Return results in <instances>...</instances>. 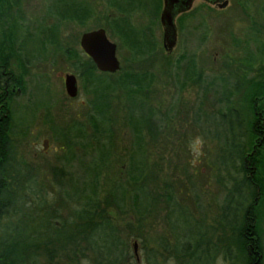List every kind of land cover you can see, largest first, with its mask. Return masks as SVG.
Wrapping results in <instances>:
<instances>
[{"label":"trees","instance_id":"16d2710c","mask_svg":"<svg viewBox=\"0 0 264 264\" xmlns=\"http://www.w3.org/2000/svg\"><path fill=\"white\" fill-rule=\"evenodd\" d=\"M110 2L113 6L116 3L113 0ZM82 6L83 4L74 6V17L78 22H82L89 10ZM115 7L124 10L117 4ZM85 11L87 12L85 13ZM159 12L160 8L155 13V20H152L150 24L152 22L155 24L158 21ZM116 22L113 17L108 19L103 27L110 28L114 34L121 35L123 37L121 42L127 35L135 32L133 27L130 26L127 29L125 25L119 26ZM144 29L151 30V27L148 26ZM128 42L131 43L128 45L135 49V43L129 40ZM152 48L147 53L145 60L150 63L151 58L159 59L158 62L164 64L166 71L176 77L174 78L175 82L173 80L170 83L171 86L177 90L179 87L184 88L188 84L184 79H190L192 85L196 82L199 91L205 88L202 70L199 69L198 61L193 54L178 55L174 60L171 58V54H165L161 60L153 55L157 49L156 41ZM250 58L252 57L241 61L249 63ZM183 62L185 63L182 64ZM90 68H94V66L91 65ZM262 69H264L263 66ZM245 70H243L244 73L241 72V76L246 73ZM104 74L108 77L114 75ZM188 75H191V78H188ZM123 77H125L123 81L116 80V77L104 81L107 97L110 95L109 92L116 90L118 83L124 85L132 83V89L136 91L133 94L143 97V99H137L138 104L143 108H138L140 111L136 117L129 113L127 119H123L126 117L124 112L122 119H105L106 142L102 145L105 150L104 161L93 166H85L86 171L77 174V176L73 175L74 182L71 191L67 194L69 200L66 199V215L60 212V202L55 200L50 202L39 195V191L34 187L35 178L32 167L28 164L25 167L21 166L20 159L16 157L12 138L16 133L10 112L9 119L0 121V264H39L41 256L47 262L53 260L54 257L58 258L57 264H82V261L88 262L87 250L89 249L94 254L91 260L92 264H128L129 256L123 260L124 262H121L123 246L117 242L116 228L111 224L108 213L109 207L120 208L125 200L130 208L138 213V220L151 213L156 215L157 209H165L168 231L174 238L172 237V241L169 242L167 233L155 235V249L158 250L160 247L161 251L167 252L170 256L162 258L166 262L165 264L170 259H173L175 264H216L218 255L222 256L227 264H251L253 256L246 249L247 240L258 252L262 253V257H258V260L259 264H264V244L261 234L264 231L262 226L264 225V213L260 209L264 202V139L257 143L259 144L257 146L253 144L259 135L257 131L264 128V120L256 119L258 117L256 111H261L262 115L264 113V102L262 101L264 98L261 97L264 95V88L260 78L248 80L249 85L247 82L239 80L236 85L227 90L231 96L240 88L243 90L248 86L244 89L240 100L242 103H246L245 107L247 115L250 113V119L247 122L246 132L245 121L242 118L235 119L233 127L230 125V131H234L235 128V132H237L235 134L239 137V141L231 144L233 150L230 149L228 156L221 159L220 163L226 172V180H218L219 182L221 180L231 181L227 196L229 197L228 205L229 203L233 204L234 216L233 219H230L222 213L221 221L223 222L222 226L226 228V234L217 237L212 233L213 226L204 225L201 219L193 218L197 228L179 230L180 224L176 219V212L183 210L191 215L187 206L182 204V201L187 200L188 193L187 191L183 193L182 188L178 186L177 189H180L178 200L174 196V186L171 182L158 183V174L165 168L163 165L165 157L155 152L156 155L152 158L149 152L151 140L154 139L157 141L158 147L163 148L164 151L174 149L173 147L180 144L179 148L182 147L183 153L186 154L185 151H189L192 156L189 150V141L194 137L188 135L184 126L180 131L174 127L170 128L174 119H148L146 116L145 97L149 87L148 65L147 69L142 72L140 69L132 71L130 68ZM10 79L19 84L22 81V76H11ZM244 79L246 78L244 77ZM11 97L12 93L10 92L7 99L10 100ZM198 99L200 115L202 113L200 105L203 99L200 98V95ZM112 110L110 102L107 101V118L112 117ZM227 110L233 113L237 109L229 107ZM177 112L180 113V110L177 109ZM247 115L245 114L244 117ZM200 119L204 118L200 116ZM207 120L212 125L211 119ZM44 121L51 122L52 120ZM195 121L196 119L193 120L194 123ZM120 123L128 126L131 130L129 132L133 135L135 142L133 144L137 150L126 152L127 148L113 146L114 125L118 126ZM90 125L97 131V119H92ZM76 130L82 132L81 128L77 127ZM197 132H199L198 128L195 135ZM262 132L264 133V131ZM245 135H247L246 139ZM240 138H244V142ZM229 144L230 142L227 140L228 147ZM80 145H83L84 148L85 145L90 144L82 142ZM245 158L254 168H245L247 164ZM185 162L192 166L190 160ZM169 166L173 168V165ZM192 167V172L195 174L197 170L194 166ZM117 168L119 169L115 178L117 189L114 188L108 196L101 199L99 195L102 191L101 188L106 180H110L109 176L113 173V169ZM56 172L57 170L54 171L55 175ZM248 173L249 177H247ZM237 174L239 177L234 176ZM122 181H127V187L121 185ZM191 184V188L195 189L196 185ZM183 185L188 184L184 183ZM193 197L197 204L199 197L196 192ZM254 197H256L255 200ZM246 226L249 228L248 232H251L249 239H245L243 236ZM128 227L131 229L133 224L128 222ZM113 252H117L118 257L111 256ZM148 254L149 247L145 254L146 263L149 260Z\"/></svg>","mask_w":264,"mask_h":264},{"label":"rangeland","instance_id":"374dc122","mask_svg":"<svg viewBox=\"0 0 264 264\" xmlns=\"http://www.w3.org/2000/svg\"><path fill=\"white\" fill-rule=\"evenodd\" d=\"M110 1L111 0H78L77 4H79V6L81 5L79 2H81L84 3L83 5L86 8L91 10L89 13L90 16L87 20L85 16V21L83 22H78L75 19L69 29V34L74 41V50L76 52H81L82 49L79 45L81 34L91 29L103 27L106 25L105 22L108 19L115 17L117 25H125L127 29H129L130 26L134 28L135 32L127 35L121 42L123 39L121 35L117 33L114 34L110 28L103 27L108 38L117 45L116 55L120 60L122 68L120 72L114 73L113 76L108 77L104 74L103 78L105 79V82L115 78L118 74L124 73V70H129L130 68L132 71H138L140 69V72H142L146 70L148 62H146L145 59L147 53L155 46V41L157 49L153 55L159 57L161 60L162 56L165 55L162 47L163 29L159 24V19L155 24H152L153 22L150 24L152 20H155L154 16L158 8L161 9V0H113L116 2L114 6ZM116 4L117 6L119 5L124 8V10L120 8L117 9L115 7ZM246 13L248 12H240L237 8L235 10L220 9L202 0H195L188 13H182L178 16L177 25L179 31L177 44L174 47L173 52L170 53L171 58L174 60V58H177L183 51L185 54H193L195 59L199 62V69L202 70L205 87L198 92V96L200 95V98L202 97L203 99H200V106L202 108L200 116L204 119H196L194 123V119L179 120V114L177 115V113H179L177 112V109L179 110V104L184 105V102L181 100L184 99L188 102H192L195 95L194 91L186 89L183 92L177 90L171 85L169 86L168 96L171 106V119H174L170 128L174 127L177 131H180L184 126L188 135H191V137L193 136L194 138L200 136L204 140L202 147L203 155L200 157L199 162L194 166L197 170L195 174L192 172L193 167L185 162L186 160H192L193 156L189 154V151H185L186 154H184V151L181 150L182 147L179 148L180 144L177 147H173L174 149L166 150L161 153L162 156L165 157L163 160L165 168L158 174V183L171 182L174 186L173 193L176 199H178V196L180 197V189H177L178 186L182 188L183 193L184 191H187L188 193L187 200L185 202L182 201V204L187 206L191 215L183 210L178 211L175 214L176 219L180 224V231L197 228L193 221V218H195L196 220L201 219L204 225L213 226L214 229L212 233L215 236H224V234H226V228L222 226L223 222L221 221V215L224 213V215H227L230 219H233L234 216L233 204L229 203L230 206L228 205L229 197L227 196L231 181L225 182L221 180L219 182L218 180H226V172L220 161L222 158L228 156L230 149L233 150L231 144L239 141V137L235 134L237 133L235 132V128L234 131H230V125L233 127L234 120L242 118L245 121L243 122L245 124L244 127L246 132L250 113L247 115V109L245 107L246 103L244 101V103H242L240 100L244 89L248 86L243 90L240 88L238 92H235L231 96H229L227 90L236 85L239 80L242 82L245 81L249 85L248 80H255L257 78L261 79L263 73L260 74V72L262 71V66L264 67V44H261L263 41L259 38L261 36L259 33L260 26L258 23L252 26L248 25V20L250 21V19H248ZM249 13L256 21H264V12L250 10ZM18 14L20 16V13ZM194 14H196L195 21L192 20L194 19ZM194 25L197 27L194 28ZM148 26L151 27L152 31L144 29ZM18 32L20 31L18 30ZM128 40L135 43H133L135 49L128 45L131 44ZM197 51L198 53H196ZM247 57H252L250 58L249 63L241 61L242 59H247ZM184 63L185 62L182 64ZM244 69H246V73L243 75L246 79H244L243 75L241 76V72ZM94 79L98 81V77H95ZM22 80L28 89L34 90V88H36L34 86L38 84H41L38 89H48V91H39L33 94L38 95L40 101H43V99L41 100L43 96L48 99L50 97L52 98L53 95L54 104H60V100L58 99H60L59 86L62 84L61 75L52 74L51 76H36L27 73L25 77H22ZM137 97L143 99L142 95L138 94ZM33 98L35 99L36 97ZM27 99L25 93L22 92L19 95L13 96L11 100H13L16 105V103L19 104V102H23ZM229 107H235L237 110L232 113L230 110H227ZM30 108V105H26L24 108L25 112L21 110V119H18L19 108L18 106L16 107L15 112L12 114L13 126L15 127L16 134L12 136V138L13 150L15 151L16 157L21 159L22 156L24 160L32 162V154L37 150L38 153H40L39 150H42L44 147L53 148L58 146L57 143L59 142L53 140L54 136L48 131V129L53 127H48L47 129L42 125L41 121L47 119H26ZM113 109L112 117L118 119V114L123 115V113H119L118 110H115L116 106ZM245 114L247 115L246 117H244ZM210 115L211 117H209ZM209 118L211 119L212 125H210L207 120ZM54 121L61 124V121L64 120L54 119ZM114 127L115 134L112 140L113 146L117 148H127L126 152L137 150L135 149L133 135L129 132L131 131L129 127L122 125L121 123L118 126L114 125ZM197 128L200 133L197 132V135H195ZM24 129L26 133L25 141L22 140V132ZM45 137H48L51 142L46 143ZM246 137L247 135L244 136L245 139ZM244 138H240L241 141ZM227 140L230 142L229 147L227 145ZM255 143H257L256 139L253 144ZM24 153H26L27 156H25ZM35 162L36 164L38 163L36 160ZM169 165H173V168H170ZM75 167H77V163L75 164ZM180 169L185 172L183 173ZM112 172L113 173L109 176L110 180H106L104 186L101 188L102 191L101 194H99L101 199H104V196H108L109 193L116 188L115 178L118 175L117 173L119 172V169H113ZM73 174L77 176L79 171L75 168ZM123 175L126 176L124 173ZM240 175L242 174L240 173ZM234 176L239 177V174ZM120 183L124 187H127V181H122ZM184 183H187L188 185L184 186ZM191 183L196 185V190L193 189V187L191 188ZM47 189V197L49 201L52 202L55 200L56 202H60V212L61 214L66 215L67 205L63 197H60V188L53 189L51 187ZM194 192H196L199 197L197 204L193 197ZM198 205L201 207L198 208ZM260 209L264 213V202L262 206H260ZM108 213L110 214L109 217L111 219V224L116 228L115 234L118 239L117 242L120 246H123L124 251L121 256V262L129 256L130 260L128 264H147L145 262V254L149 243H151L149 240L151 234L154 233L158 236V234L163 232L168 233V224L165 220V209H157L155 211L156 215L151 213L138 220V213L134 211V209H131L130 205L125 200L120 208L114 206L109 207ZM128 222L133 224L131 229L128 227ZM262 226L264 228V225ZM170 234L168 236L169 241H172L174 237ZM261 234L263 236L264 244V231ZM133 241L137 242L138 262H136L133 254ZM111 256L118 257L117 252L111 253ZM93 257V252L90 249L87 250V264H92L91 260ZM218 257L222 256L218 255L217 258ZM224 264H227L226 261H224Z\"/></svg>","mask_w":264,"mask_h":264},{"label":"flooded vegetation","instance_id":"af4514ba","mask_svg":"<svg viewBox=\"0 0 264 264\" xmlns=\"http://www.w3.org/2000/svg\"><path fill=\"white\" fill-rule=\"evenodd\" d=\"M77 1L78 0H0V121L2 119H9V112L12 117L11 119H13L12 114L15 112L17 106L19 108L18 119H21V110L25 112L24 108L26 105L31 106L26 119L52 120L51 122H45L44 120L41 122L44 128L48 129V127L53 126V128L48 129V131L54 136L53 140L59 142L57 143L58 146L53 148L44 147L42 150H39L40 153H38L37 150L32 154V162L24 160L21 155V159L19 158L21 166L25 167V165L28 164L32 167L35 178L34 187L39 191V195L44 199L46 198L48 201L47 188L51 187L53 189L60 188V197H63L65 201L66 199L69 200L67 194L71 191L74 182L73 170L76 168L79 173H81L86 171L84 168L85 166H93L104 161L105 150L102 147L106 142L104 121L105 119H116L111 116L107 118V101L110 102L112 109L116 106L115 110H118L119 113H126V117L123 119H127L129 113H132V115L136 117L140 111H138V108H143L138 104L137 95L133 94V92L135 93L136 91L132 89V83L128 85L118 83L116 90L114 92H109L110 95L107 97L104 83L105 79L103 76L104 73L109 72L99 70L91 57L83 50L81 52H75L73 45L74 41L69 34V29L75 21L74 6L77 4ZM202 1L207 2L205 0ZM222 1L224 0L212 5L220 9L235 10L237 8L240 12H248L246 13V16L250 19V21L248 20V25L252 26L258 23L260 26L259 33L261 35L259 38L263 41L261 44H264V21H256L249 13L250 10L264 12V0H225V6L220 7L219 4L222 3ZM82 4L84 3H81V5ZM82 7L85 6L83 5ZM162 7L163 0H161L160 12ZM86 12L87 11H85V13ZM90 12L91 10H88L85 15L86 20L90 16ZM186 12L188 13L189 10L182 13ZM18 13H20V16ZM195 15L196 14H194V19H192L194 21L196 20ZM178 16L175 19L177 37L179 31L177 25ZM83 21L85 20L83 19L82 22ZM159 24L161 25L160 19ZM193 27L195 28L197 26L194 25ZM18 30L20 32H18ZM162 47L165 54L169 55L173 52V50L171 52L165 50L163 41ZM196 53H198V51ZM184 54L183 51L179 56H183ZM158 60L159 59L155 60L151 58V62L148 63L147 80L149 87L145 97L146 116L148 119H171L168 96L169 86L173 80L175 82L174 78L176 77L174 74L171 75L168 73L169 71H166L164 64L158 62ZM91 65L94 66V68H90ZM120 70H122L121 63L120 68L116 72H120ZM127 71L128 70H124V73L118 74L116 80L123 81L125 79L123 75H125ZM262 72L264 76V69H262ZM27 73L36 76H51L52 74L61 75L62 84L59 86L60 99H58L60 100V104H54L53 95L52 98L50 97L48 99L43 96L41 98L43 101L38 99V95H33L39 91H48L46 88L38 89L41 84L34 86L37 89L34 88V90H31L27 88L23 80L18 84L10 79L11 76L25 77ZM67 74L74 75L76 79V94L74 96L69 95L66 91L65 76ZM95 77H98V81L94 79ZM188 78H191V75H188ZM181 79L183 80V78ZM184 80L188 84L185 85L184 88L179 87L178 90L183 92L186 89L193 90L195 95L192 102H188L184 99L181 100L184 102V105L179 104V119H200L198 110L199 88L196 82L192 85L190 79ZM260 80L264 88V77ZM10 92L12 93V97L24 92L25 97L28 99L19 102V104L16 103L15 105V102L11 100L12 97L10 100L7 99ZM33 97L36 98L34 99ZM261 97L264 98V95ZM262 101L264 102V99ZM256 113L258 114L256 119L264 120L261 111H256ZM118 116V119H122V115L118 114ZM54 119H63L64 121H61L60 124L54 121ZM92 119H97V131L91 128L90 121ZM77 127L82 129L81 133L76 130ZM262 131H264V128L263 130L257 131L259 134L256 138L257 143H260L264 139V133ZM22 134V140L25 141V129ZM45 138L46 143L51 142L48 137ZM151 141L149 152L152 158L156 155L155 152L160 154L165 152L163 148L158 147L156 140L152 139ZM82 142H88L90 145H85L83 148V145H80ZM257 143H255V146L259 145ZM24 155L27 156L26 153H24ZM35 160L38 162L37 164ZM245 160L247 162L245 168H254L246 158ZM76 163L77 167H75ZM55 170H57L56 175L54 174ZM249 175L248 173L247 177H249ZM255 198L256 197L253 199L255 200ZM248 231L249 228L246 226L243 231L245 239L250 238L249 235L251 232ZM168 236L169 231L167 233V240L169 241ZM150 242L148 246L149 260L147 264H165L166 262H164L162 258L164 256H170L167 252L164 253L161 251L160 247L158 250L155 249L156 239L154 233L150 236ZM247 242L246 249L249 254L253 256L251 264H259L258 257H260L262 253L258 252V250L249 243V240H247ZM134 258L136 262L139 261L135 256ZM58 261V258L54 257L53 260L47 262L43 256H41L39 264H57Z\"/></svg>","mask_w":264,"mask_h":264},{"label":"water","instance_id":"95a60500","mask_svg":"<svg viewBox=\"0 0 264 264\" xmlns=\"http://www.w3.org/2000/svg\"><path fill=\"white\" fill-rule=\"evenodd\" d=\"M215 4L221 0H205ZM194 0H163V7L160 12V23L163 28V46L167 52H171L177 44L176 17L191 9ZM226 1L219 4L225 6ZM80 47L91 57L96 67L104 72L114 73L120 68V62L116 55L117 45L111 41L103 27L83 32L80 36ZM65 87L69 95L76 93V79L72 74L65 76ZM133 254L138 259L137 242L132 243Z\"/></svg>","mask_w":264,"mask_h":264},{"label":"clouds","instance_id":"9594fccd","mask_svg":"<svg viewBox=\"0 0 264 264\" xmlns=\"http://www.w3.org/2000/svg\"><path fill=\"white\" fill-rule=\"evenodd\" d=\"M203 144H204V140L200 136H196L195 138L189 141V150L193 156V159L190 160V164L192 166H195L199 162L200 157L203 155L202 152ZM82 264H87V261H82ZM168 264H175V261L173 259H170ZM216 264H224L223 258L218 257L216 260Z\"/></svg>","mask_w":264,"mask_h":264}]
</instances>
